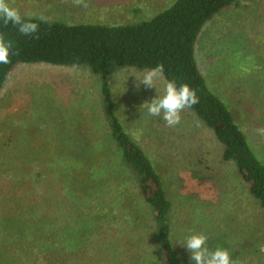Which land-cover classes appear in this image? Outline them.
Returning a JSON list of instances; mask_svg holds the SVG:
<instances>
[{
  "label": "rangeland",
  "instance_id": "374dc122",
  "mask_svg": "<svg viewBox=\"0 0 264 264\" xmlns=\"http://www.w3.org/2000/svg\"><path fill=\"white\" fill-rule=\"evenodd\" d=\"M176 1L85 0L86 8L72 0L9 3L25 18L121 26L151 20ZM195 58L264 164V135L256 132L264 128V0H238L205 25ZM142 72L114 69L113 101L172 203L178 253L171 264H194L181 246L192 233L205 234L209 249H227L235 264H264V212L236 165L223 162V146L189 108L174 127L150 116L143 105L164 94L165 79L156 81L157 92L138 86ZM99 79L87 66L31 64L7 80L0 99V264H164L153 216L135 202L136 177L122 170L130 168L108 126ZM88 125L90 142L71 141ZM59 137L61 154L76 157H49L57 154ZM121 185H131L130 194Z\"/></svg>",
  "mask_w": 264,
  "mask_h": 264
},
{
  "label": "trees",
  "instance_id": "16d2710c",
  "mask_svg": "<svg viewBox=\"0 0 264 264\" xmlns=\"http://www.w3.org/2000/svg\"><path fill=\"white\" fill-rule=\"evenodd\" d=\"M237 1L177 0L170 9L151 20L121 26H69L23 17L39 24V31L34 36H23L16 27L11 24L5 27L0 22V32L14 44L10 62L0 64V99L7 80L20 65L87 66L100 78L108 126L123 153L124 163L130 168V171L122 170L126 178L128 172L136 177L139 200L136 197L135 202L141 207L145 205L153 216L157 247L164 264H171V258L176 257L177 252L172 239V203L154 164L125 132L116 115L110 75L116 68L143 71L163 64L165 80H175L178 85L188 84L194 89L199 103L189 110L215 134L224 148L223 162L236 165L250 196L264 212V164L253 152L230 108L209 89L195 58V46L205 25ZM112 167H115L114 162ZM121 186L125 187L122 192L130 194L131 185ZM122 210L133 217L128 206L122 205ZM239 255L240 252L235 253L234 259Z\"/></svg>",
  "mask_w": 264,
  "mask_h": 264
},
{
  "label": "clouds",
  "instance_id": "9594fccd",
  "mask_svg": "<svg viewBox=\"0 0 264 264\" xmlns=\"http://www.w3.org/2000/svg\"><path fill=\"white\" fill-rule=\"evenodd\" d=\"M76 6L88 7L85 0H72ZM43 19V17H41ZM0 22L7 27L9 24L17 28L23 36H34L39 31V24L32 20H25L18 9L12 7L9 0H0ZM14 54V44L6 40L0 32V64L10 62ZM164 65L159 64L151 69H145L135 78L138 86L143 84L147 87L156 88V81L164 78ZM157 89V88H156ZM158 92V89H157ZM199 103V97L194 89L188 84H177L175 80L164 81V94L158 95L150 103H145L148 114L154 117H161L169 127H174L181 122V113ZM260 135H264V128L256 129ZM208 237L203 233L189 234L181 245L190 252V259L194 264H234L227 249L207 247ZM264 251V247L261 248Z\"/></svg>",
  "mask_w": 264,
  "mask_h": 264
},
{
  "label": "crops",
  "instance_id": "0c3cea01",
  "mask_svg": "<svg viewBox=\"0 0 264 264\" xmlns=\"http://www.w3.org/2000/svg\"><path fill=\"white\" fill-rule=\"evenodd\" d=\"M67 70L70 71V69H67ZM59 72H62L63 73L64 71H59ZM66 72H67V74H71V72H68V71H66ZM75 72H79V71H75ZM82 75H83V72L81 74H77V75H74V76H77V78H78V77H82ZM84 126H87V125L85 124ZM88 126L90 127V129L88 128V130L86 129V127L82 128V129H79L78 132H80V134H78V132L76 130V134H75V136L72 137L71 141H73L76 138V139L80 140L81 142H83L84 144L86 142H90L89 138H86V134L88 132H91L92 133V131H91V125H88ZM61 140L62 139L59 137L58 138V147H57L58 151L56 152L57 154H48L49 157L50 156H53V157H63V156L70 157L71 156V158L76 157V155H73V154H70V156H68L66 154H61V152H62V146H61L62 144L60 143ZM63 141H64V143H67L68 142V139L66 137H64V140ZM64 149H66V147H64ZM72 149L74 150L75 147L72 146Z\"/></svg>",
  "mask_w": 264,
  "mask_h": 264
}]
</instances>
